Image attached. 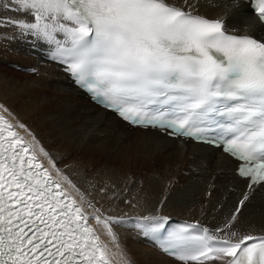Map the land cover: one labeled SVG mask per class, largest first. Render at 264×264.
<instances>
[{"label":"snow or ice","instance_id":"obj_1","mask_svg":"<svg viewBox=\"0 0 264 264\" xmlns=\"http://www.w3.org/2000/svg\"><path fill=\"white\" fill-rule=\"evenodd\" d=\"M200 2L0 0V30L49 44L96 103L133 127L221 146L240 162L236 174L248 188L215 229L172 227L159 208L113 215L0 104V264H112L97 226L119 248L115 226L129 224L179 264H264V228H235L249 192L264 186V39L248 34L252 25L230 31L222 18L202 15ZM252 3L264 24V0Z\"/></svg>","mask_w":264,"mask_h":264},{"label":"bare ground","instance_id":"obj_2","mask_svg":"<svg viewBox=\"0 0 264 264\" xmlns=\"http://www.w3.org/2000/svg\"><path fill=\"white\" fill-rule=\"evenodd\" d=\"M199 11L209 18H226L231 28L252 25L248 34L263 33L241 0H201ZM0 33V104L10 110L15 123L27 126L88 199L113 209V215L136 217L159 208L172 219L211 228L221 227L232 215L246 185L234 175L236 163L216 150L170 140L155 131L130 129L91 104L53 67L40 68L37 76L11 69V65L32 63L18 52L15 29ZM106 185L118 195L109 199L101 191ZM249 194L235 227L260 231L264 186ZM97 228L117 264L125 259L130 264H178L115 226L117 248Z\"/></svg>","mask_w":264,"mask_h":264},{"label":"rangeland","instance_id":"obj_3","mask_svg":"<svg viewBox=\"0 0 264 264\" xmlns=\"http://www.w3.org/2000/svg\"><path fill=\"white\" fill-rule=\"evenodd\" d=\"M11 69H13L11 66H10ZM14 70V69H13ZM16 71V70H15ZM18 72V71H17ZM175 183H176V180H175Z\"/></svg>","mask_w":264,"mask_h":264}]
</instances>
